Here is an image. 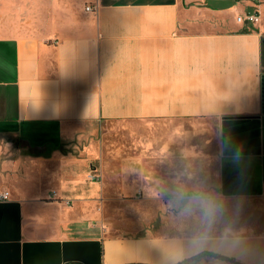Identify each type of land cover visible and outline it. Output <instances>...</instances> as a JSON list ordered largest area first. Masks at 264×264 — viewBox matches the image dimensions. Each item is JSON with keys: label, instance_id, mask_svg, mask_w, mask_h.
Segmentation results:
<instances>
[{"label": "crops", "instance_id": "obj_1", "mask_svg": "<svg viewBox=\"0 0 264 264\" xmlns=\"http://www.w3.org/2000/svg\"><path fill=\"white\" fill-rule=\"evenodd\" d=\"M74 2L37 33L5 30L0 0V194L11 193L0 200V264H264V0ZM256 11L259 23L238 22ZM210 120L214 186L187 142L189 124ZM110 123L138 138L134 157L117 159L132 168L114 194L167 199L138 210L130 233L98 222L96 198L111 190L100 169L86 185V160L72 157ZM5 146L32 159L27 182L54 184L5 179L21 164ZM194 194L219 211H185Z\"/></svg>", "mask_w": 264, "mask_h": 264}, {"label": "rangeland", "instance_id": "obj_2", "mask_svg": "<svg viewBox=\"0 0 264 264\" xmlns=\"http://www.w3.org/2000/svg\"><path fill=\"white\" fill-rule=\"evenodd\" d=\"M2 1V0H1ZM75 0H5V30L9 31H26L44 33L52 31L54 26L52 23L53 16L61 13H66V9L74 6ZM61 11V12H60ZM208 124L202 125V129H193V126L189 124L190 132H187V142L196 143L201 147V154H203L202 161L209 167L211 176L209 177L208 184L215 185V157L218 147L217 138V125L214 121H207ZM138 138L136 133H130L127 128L119 127L113 123H110L104 129L99 130L94 134L87 135V138L82 139L80 144V151L77 150V154L72 157L74 159L86 160V176L85 183L90 185V168L91 164L94 167L99 168L104 177V181L107 182V186L111 190L120 179V172L123 174V170L132 168L130 163H119L117 159H129L134 157L133 151L136 150ZM88 148L91 153H83ZM18 159L21 164L18 168L12 170L5 169V179L8 178H20L25 181L28 188H40L41 186H51L54 182L49 181V177L38 179L36 182L29 183L25 179L29 175H33L36 168L33 166L32 159L27 157L26 151L14 153L5 146V160ZM205 159H208L205 162ZM52 168V165H46L45 171ZM85 169V168H84ZM22 183V184H23ZM19 184V183H18ZM204 184V183H203ZM20 185V184H19ZM87 199L89 197H86ZM51 200H59L60 197L56 193H52L49 196ZM65 204L73 205L76 198H62ZM167 199H156L154 201L148 198L147 195L137 194L136 196L122 195L118 198L113 190H107L105 194L99 195L96 198L95 212L99 215L98 222L102 225L110 224L116 226L117 232H133V218L132 216L140 209H152L159 206L160 202ZM185 203L186 199H182ZM144 220V218H143Z\"/></svg>", "mask_w": 264, "mask_h": 264}, {"label": "built area", "instance_id": "obj_3", "mask_svg": "<svg viewBox=\"0 0 264 264\" xmlns=\"http://www.w3.org/2000/svg\"><path fill=\"white\" fill-rule=\"evenodd\" d=\"M255 3H259L261 0H252ZM87 11L93 12V13H98L99 7L97 5H92V6H87L86 8ZM260 12H252L248 13L245 17H238V22H243V23H249V24H257L260 21ZM89 178L93 181H102V175L100 173L99 168L95 167L93 169V172L90 173ZM11 196V193L9 191H5L4 193L0 194V200H8Z\"/></svg>", "mask_w": 264, "mask_h": 264}, {"label": "clouds", "instance_id": "obj_4", "mask_svg": "<svg viewBox=\"0 0 264 264\" xmlns=\"http://www.w3.org/2000/svg\"><path fill=\"white\" fill-rule=\"evenodd\" d=\"M193 207H198L203 212L206 219L212 217L219 211V206L211 203L210 200L202 194H194L191 196L188 199L185 211H191Z\"/></svg>", "mask_w": 264, "mask_h": 264}, {"label": "trees", "instance_id": "obj_5", "mask_svg": "<svg viewBox=\"0 0 264 264\" xmlns=\"http://www.w3.org/2000/svg\"><path fill=\"white\" fill-rule=\"evenodd\" d=\"M65 155H67L70 151L69 150H66V149H63V151H62ZM33 156H41V154L40 153H33ZM50 156V154H47V155H45V157H49ZM239 264V263H238Z\"/></svg>", "mask_w": 264, "mask_h": 264}, {"label": "water", "instance_id": "obj_6", "mask_svg": "<svg viewBox=\"0 0 264 264\" xmlns=\"http://www.w3.org/2000/svg\"><path fill=\"white\" fill-rule=\"evenodd\" d=\"M187 264H196V262L195 261H192V262H189Z\"/></svg>", "mask_w": 264, "mask_h": 264}]
</instances>
